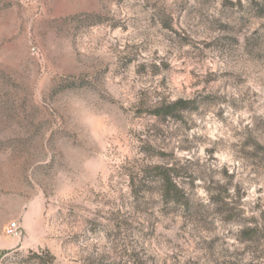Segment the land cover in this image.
Wrapping results in <instances>:
<instances>
[{
	"label": "rangeland",
	"instance_id": "rangeland-1",
	"mask_svg": "<svg viewBox=\"0 0 264 264\" xmlns=\"http://www.w3.org/2000/svg\"><path fill=\"white\" fill-rule=\"evenodd\" d=\"M47 262L264 264V0H0V264Z\"/></svg>",
	"mask_w": 264,
	"mask_h": 264
},
{
	"label": "trees",
	"instance_id": "trees-1",
	"mask_svg": "<svg viewBox=\"0 0 264 264\" xmlns=\"http://www.w3.org/2000/svg\"><path fill=\"white\" fill-rule=\"evenodd\" d=\"M191 100L187 99H177L172 102H160L158 106L154 109L153 114L158 117H175L178 113L191 110ZM160 175L161 182L163 183V195L167 200L177 201L178 195L181 193L177 182L174 181L173 175L171 173V168H167L162 165H157L153 168ZM49 255V252H46V256ZM50 256V255H49ZM51 262V261H50ZM47 262L46 264H52Z\"/></svg>",
	"mask_w": 264,
	"mask_h": 264
},
{
	"label": "built area",
	"instance_id": "built-area-1",
	"mask_svg": "<svg viewBox=\"0 0 264 264\" xmlns=\"http://www.w3.org/2000/svg\"><path fill=\"white\" fill-rule=\"evenodd\" d=\"M6 231L9 235L18 236L21 233V227L18 222L14 221L8 225Z\"/></svg>",
	"mask_w": 264,
	"mask_h": 264
}]
</instances>
